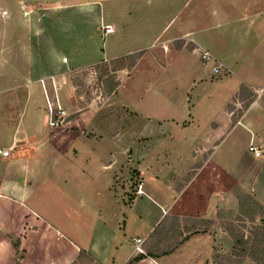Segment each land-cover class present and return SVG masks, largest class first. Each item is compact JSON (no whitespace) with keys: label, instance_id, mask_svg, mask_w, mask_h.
<instances>
[{"label":"crops","instance_id":"crops-1","mask_svg":"<svg viewBox=\"0 0 264 264\" xmlns=\"http://www.w3.org/2000/svg\"><path fill=\"white\" fill-rule=\"evenodd\" d=\"M237 1H224L232 11L212 12V26L226 28L216 37L200 35L193 21L151 52L156 73L171 64L170 52L178 54L173 60L183 69L190 67L194 85L204 76L188 58L200 45L224 66L222 78L233 85L220 104L209 107L198 106V101L191 104L187 93L184 118L165 117L161 105L142 111L126 106L142 120V130L137 131L136 119L129 122V140H145L142 155L133 150L141 182L133 189L128 169L121 168L113 154L109 162L100 156L98 169L81 164L90 161L89 151L119 143V134L103 133L107 127L118 132L120 122L87 120L85 127L94 129L95 137L51 136L48 104L55 102V75L65 64L76 70L142 51L134 70L149 49L109 57L96 38L93 46L83 43L79 53L70 50L69 58L58 59L54 43L48 42L44 71L32 74V86L0 88V95L11 96L9 107L19 109L15 120L10 114L0 120V151L11 149L9 157L0 154V264H15L16 243L23 254L21 264H73L83 250L97 264H127L138 255L137 240L143 241L144 249L163 224L164 235L181 242L179 247L134 264H257L251 258L237 262L233 241L223 228V223L237 219L242 196L252 195L264 206V158L250 151L251 146L264 151V3L252 0L237 14ZM96 5L87 12L100 21L103 11L100 3ZM201 66L206 69L202 62ZM115 73L119 95L130 68ZM66 74L67 70L61 73L65 79ZM249 92L254 99L245 110ZM57 93L66 104L59 89Z\"/></svg>","mask_w":264,"mask_h":264},{"label":"rangeland","instance_id":"rangeland-1","mask_svg":"<svg viewBox=\"0 0 264 264\" xmlns=\"http://www.w3.org/2000/svg\"><path fill=\"white\" fill-rule=\"evenodd\" d=\"M224 1L0 0V88L32 86L35 83L30 79L32 74L44 71L48 42L54 43L58 59L69 58L70 50L79 53L81 44L84 46L83 43L93 46L96 38L100 40L99 46L109 57L115 54H127L137 49H149L134 70L132 66L143 55L142 51L115 61H104L76 70L70 69L65 64L66 67L57 70L55 75L57 89L54 88L55 102L53 104L61 106L66 116L55 118L57 122L63 121V124L58 127L50 126L48 118L50 135L58 137L66 134L97 136L94 129L85 127L84 123L87 120L94 121L100 118V120L120 122L118 132L107 127L103 133L105 136H109L112 131L114 135L119 134V143L116 146L101 145L94 151L95 153L86 149V152L89 151L91 155L90 161L81 163L78 159L76 162L89 169H98L99 157L103 156L104 160L109 162L113 154L119 159L120 167L128 169L133 189L141 183L137 170L139 161L133 159V150L134 153L142 155L145 140L134 143L129 140V122L133 123L137 117L129 112L126 106L142 111L161 105L166 108L163 111L165 117L184 118L182 109L186 103L187 93H189L191 104L198 101V106L209 107L220 104L224 96L228 94V90L232 88L231 80L222 78L226 71L219 76H214L211 73L213 63L204 64L195 52L196 55H192V58L189 56L188 59H193L199 66L204 81L194 85H192L194 81L191 79L193 75H191L190 67L183 69L178 60H173L178 54L170 52L171 64L165 71L158 70L157 73L152 69L150 59L151 52L159 49L160 42L193 21L199 26L200 35L212 33L216 37L219 32H224L225 27L216 30L212 26L215 19L212 16L213 11L224 8L232 11L231 7H226ZM240 1H237V7L233 9L237 14L252 3V0ZM259 2L264 3V0ZM97 3L101 4L104 16V19L101 17L100 21L95 20L93 13L88 15L87 12L96 7ZM105 25H112L114 32L106 36L103 28ZM165 27L167 29L161 34ZM209 27L210 30L206 32ZM93 29H96L95 34L91 33ZM184 42L192 41L185 39ZM77 56L80 57V55ZM201 62L206 69L201 66ZM121 67H126L127 70L130 68V75L122 79L118 95L115 93L117 88L112 92L110 90L118 83L115 72ZM64 70L68 71L66 79L61 75ZM127 72H123V75ZM42 83L44 81H41ZM58 89L62 99L66 101L64 105L60 103ZM10 98V95L3 92L0 95V120L7 119L5 118L7 114H10V120L17 118L19 109L9 107ZM242 107L244 108V105ZM70 121L72 123L69 127L67 123ZM141 125L142 120L136 119L135 130H142ZM128 147L130 150H126ZM129 196L132 195L129 194ZM237 219L233 223L245 235H249L251 228L261 223L259 217L254 223L247 220L245 215H242L240 222ZM198 230H202V227H198Z\"/></svg>","mask_w":264,"mask_h":264},{"label":"trees","instance_id":"trees-1","mask_svg":"<svg viewBox=\"0 0 264 264\" xmlns=\"http://www.w3.org/2000/svg\"><path fill=\"white\" fill-rule=\"evenodd\" d=\"M118 83L110 90L111 92L116 89ZM245 87L241 88V93L245 92ZM254 99V94L249 92L248 102L244 104L246 110ZM231 109V107H229ZM242 215L246 216L247 220L254 223L256 219L261 218V223L255 225L249 231V235H245L235 223H223L224 230L228 233L233 241L232 255L237 258L240 263L244 258H251L257 264H264V206L260 204L252 195H244L239 199V216L237 221L240 222ZM178 221L177 218H175ZM174 223L170 228L173 229ZM164 224L160 225L151 236V240L146 244L144 253L138 254L135 258L131 259L127 264H134L144 257L158 258L173 253L181 244V242L171 241L164 235ZM17 260L15 264H21L22 252L20 251V244L16 243ZM73 264H97L89 256L86 251H81L77 260Z\"/></svg>","mask_w":264,"mask_h":264},{"label":"built area","instance_id":"built-area-1","mask_svg":"<svg viewBox=\"0 0 264 264\" xmlns=\"http://www.w3.org/2000/svg\"><path fill=\"white\" fill-rule=\"evenodd\" d=\"M105 30V35H109L112 34L114 32V28L112 27V25H105L104 27ZM193 51L195 53L198 54L200 60L204 63V64H210L213 63V66L211 68V73L214 76H219L221 75L224 71L225 68L224 66L219 63L214 57L213 55L204 47L200 46V45H196L193 49ZM48 111H49V124L52 127H58L59 125L63 124V121L57 122V120L55 119L57 118H63L66 116L65 111L62 109L61 106H55L54 104L49 103L48 104ZM61 120V119H60ZM10 150H2L0 151V154H2L3 157H9L10 156ZM250 151L254 153V155L257 158H264V151L262 149H258L254 146L250 147ZM143 241L141 239L137 240V247H136V253L140 254V253H144V249L142 247Z\"/></svg>","mask_w":264,"mask_h":264}]
</instances>
